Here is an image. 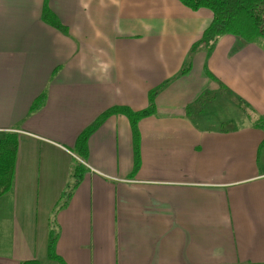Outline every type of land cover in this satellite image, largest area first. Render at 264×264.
I'll list each match as a JSON object with an SVG mask.
<instances>
[{"label":"crops","instance_id":"0c3cea01","mask_svg":"<svg viewBox=\"0 0 264 264\" xmlns=\"http://www.w3.org/2000/svg\"><path fill=\"white\" fill-rule=\"evenodd\" d=\"M44 3L0 0V139L18 136L12 188L0 198V264H60L47 253L52 222L67 264H264V131L256 125L264 42L224 35L208 60L199 49L180 75L210 10L179 0H48L65 33L43 20ZM206 60L230 93L206 74ZM154 89L134 177L123 114L91 134L86 160L75 153L102 113L143 110ZM205 91L215 100L188 114ZM77 162L86 171L64 196Z\"/></svg>","mask_w":264,"mask_h":264},{"label":"trees","instance_id":"16d2710c","mask_svg":"<svg viewBox=\"0 0 264 264\" xmlns=\"http://www.w3.org/2000/svg\"><path fill=\"white\" fill-rule=\"evenodd\" d=\"M183 5L192 10L201 8L208 9L212 12V22L206 28L201 38L192 45L186 62L180 70V75L188 73L193 64L194 55L199 49H204L207 54V60L215 49L218 41L224 35H234L239 37L245 43L263 42L264 41V0H179ZM42 18L50 25L57 29L67 32L68 29L60 19L52 12L48 6V0H45L42 11ZM207 60L204 65L206 74L217 81L223 91L230 93L229 88L218 81L210 71ZM159 89H154L149 93L148 107L143 110L135 111L128 106H115L109 108L102 113L94 123L88 126L77 138L74 151L82 159L88 158V141L91 134L111 115L123 114L128 117L133 137L134 150V165L131 177H134L140 169L142 163L141 157V135L139 130V122L142 118L154 115L156 113V97ZM45 95L38 97L31 106V111L39 109L44 103ZM216 96H213L210 91H205L194 106L187 109L188 114L193 112H201L195 110L196 106H205L212 103ZM242 108L251 116L253 109L246 103L242 102ZM256 125L264 131V118H260ZM264 147L262 141L259 152ZM18 153V136L16 133H8L4 139H0V198L6 195L12 188V183L15 174L16 157ZM86 167L77 162L72 170L74 183L69 191L63 193L64 196L70 197L72 191L82 181ZM66 202L62 205L64 206ZM61 206V207H62ZM59 238V229L52 222V228L48 237L47 253L48 257L60 264H67L65 260L57 253V242ZM22 264H40L38 260H28Z\"/></svg>","mask_w":264,"mask_h":264},{"label":"rangeland","instance_id":"374dc122","mask_svg":"<svg viewBox=\"0 0 264 264\" xmlns=\"http://www.w3.org/2000/svg\"><path fill=\"white\" fill-rule=\"evenodd\" d=\"M263 42H264V41H263ZM229 98H230V100H232V99H233V97H232V96H230ZM72 185H73V183H72ZM72 185L68 186V187L66 188V191H69V190L71 189Z\"/></svg>","mask_w":264,"mask_h":264}]
</instances>
